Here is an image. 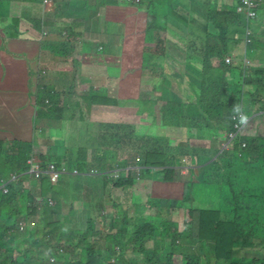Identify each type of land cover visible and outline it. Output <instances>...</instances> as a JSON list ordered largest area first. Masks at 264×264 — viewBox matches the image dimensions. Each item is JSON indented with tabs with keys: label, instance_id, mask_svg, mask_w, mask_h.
Instances as JSON below:
<instances>
[{
	"label": "trees",
	"instance_id": "trees-1",
	"mask_svg": "<svg viewBox=\"0 0 264 264\" xmlns=\"http://www.w3.org/2000/svg\"><path fill=\"white\" fill-rule=\"evenodd\" d=\"M5 1L9 2L7 3L8 7L17 0H0V6ZM24 1L42 2V0ZM191 1L192 11L195 12L198 0ZM212 1L208 0L206 23L202 19L198 21L193 17L194 30L190 29V33L193 35L190 44L198 43L197 31L199 29L200 44L195 46L198 55L193 54L192 56L203 62L202 79H199L200 89L194 90L196 102L193 100L194 103H189L183 97L182 90L177 97L173 98L175 76L169 79V84L162 79L164 87L161 97L166 102L165 111L169 115L168 125H171L169 136L160 134L154 137L158 145H156V149H151L134 141L135 135H139L136 134L133 125L108 122L103 125L101 135L104 137L112 135L113 137V134L119 135V131L123 129L124 142L121 145L104 144L101 147L105 150L106 160H109L110 155L116 156L118 148L128 146L134 150L131 151L134 156L132 163H135L136 158L139 157L137 154H141V151L145 152L146 155L143 154L145 169L161 167V170L164 171L167 168L175 167L176 176H173L177 181H181L186 175L191 174L184 195V199L190 197L189 201H192L193 197L188 196L187 192L192 190L196 180L208 182L207 184L211 185L229 184L233 206L229 210L193 208L192 219L189 223H184L183 230H179L178 221L171 218L172 208L176 202L169 204L168 199H160L159 202L154 203L157 211L154 215L150 214L149 220L141 218L138 211L131 213V207H128L124 212L118 211V204L114 202L115 211H112V218L106 229L104 226L98 227L97 218L107 214L108 211L82 223L83 226H86L85 228L68 230L64 227L62 219L58 218L62 204V197H60L63 193L62 187L55 189L54 193L51 189L44 191L42 195L46 196L45 199L37 201L31 187L37 190L40 182L48 177L40 179L31 175L27 159L34 156L35 159L45 162L44 164L51 161L58 168L65 165L69 170L78 167L83 173L84 168L74 160V157L71 156L72 153L69 151L70 155L68 152L59 153L58 147H53L50 141H47L46 152H41L36 149L37 140L14 139L8 141L6 150L0 151V183L8 181L9 189L7 193L0 190V264H176L174 250L179 247V243L182 241L188 242L189 245L197 244V247L191 246L188 252H184V261L180 264H264V254H261V250H264V183L261 180L264 174V152L260 150V146L264 145V137L263 142L256 143L251 137L247 139L246 135H237L229 142L230 136L225 134V132L234 130L232 116L238 114L242 109L247 115L252 114L256 109L257 114L264 115L262 113L264 112V66L253 68V72L249 75L248 71L244 73L241 63L237 65L234 62H226L227 56L237 55L234 53L235 50L242 48L243 45L245 48L249 47L251 48L249 50L255 51L256 38L251 34V42H247L249 24L246 16L238 11L242 0H234V3L230 2L229 6L226 3L218 5V1ZM129 2L135 3L136 6L138 4L134 0H129ZM142 2L143 0L140 4ZM202 7L206 8L207 6L204 3L197 5V9ZM201 15L202 13H199L198 16ZM7 17H9L8 10L0 13V35L3 33L1 25L9 21ZM13 21L15 28L19 19L13 18ZM190 21L192 28L191 18ZM36 23L39 24L38 27H36ZM42 23L39 19L32 20V24L37 30H42ZM17 31L16 29L12 33L13 36L17 35ZM58 37L61 38L60 40H64L61 30ZM62 46L65 48V50L62 48L66 52L65 54L71 52L70 45L64 42ZM63 50L59 47V55L50 60L63 63V58H61L64 55ZM52 51L53 56L57 54V50ZM74 60L77 59L74 58ZM195 71H198V68L193 65V72ZM38 73L39 70L37 76ZM31 74L34 75L33 72ZM196 81H189V84H194ZM35 84L37 92L45 93L42 98L36 96V106L49 114L50 123L55 122L57 119L55 116L63 119L67 109L66 105L75 103L74 98L72 97L73 100L68 103L63 92L56 91L55 88H50L38 81H35ZM54 92L58 93V97L63 93V97L59 98L61 99L59 106H63L64 110L60 113L57 104L50 102V97ZM90 92L94 113L99 112L100 105L110 106L116 99L108 96L101 89L97 91L96 88H91ZM188 97L189 94L186 98ZM76 103L78 108H83L82 99L77 100ZM193 104V107L197 105L200 113L187 110ZM185 115H188L191 121L195 117L194 133L185 131L184 124L181 122ZM171 119L173 120L171 121ZM175 123L179 125L175 126ZM125 127H128L129 130L125 131ZM113 128H116V131L112 132ZM203 136L210 138L211 146L208 152H199L193 143L190 146L183 144L184 138H202ZM175 139L181 141L174 144ZM241 141L251 142L252 145L244 149L241 146ZM225 143L233 145L232 148H229L232 150H226ZM185 156H191L193 165L201 166L200 173H197L193 166L188 168L187 174L181 175L182 168L180 166L186 164ZM171 157L175 161L169 163V160H172ZM235 159L237 164H234ZM115 165L112 164L111 168L113 169ZM234 165H237L243 173V175H238L237 181L236 176L230 171ZM104 168L105 163L101 170ZM91 170H94L93 167L90 168ZM11 174L16 175V180L10 179ZM123 178L124 176H112L110 180L114 181H111L114 185L119 186L118 182ZM32 179L38 180L39 184L32 186L30 184ZM67 194L68 192L64 196ZM28 203L32 205H28ZM31 206L44 208L43 216L39 218L38 222H34L33 227H31L33 222L28 223L27 221L31 217L29 211ZM146 212L147 210H144V214ZM55 213H57V219L54 222L48 221ZM131 214L135 223L132 222ZM103 220H105V216L101 222ZM138 220H140L139 223H137ZM95 237L97 238L95 239ZM158 238H164L171 250L163 252L162 249L156 248L150 243ZM201 241L205 242L208 248L201 247L199 243ZM47 252L50 255L60 254L57 257L58 261L50 263ZM21 254L23 255L21 256Z\"/></svg>",
	"mask_w": 264,
	"mask_h": 264
},
{
	"label": "rangeland",
	"instance_id": "rangeland-1",
	"mask_svg": "<svg viewBox=\"0 0 264 264\" xmlns=\"http://www.w3.org/2000/svg\"><path fill=\"white\" fill-rule=\"evenodd\" d=\"M196 1L197 0H193V2ZM213 1H218V5L226 3L228 4V6L230 2L231 4L234 3V0ZM7 3L9 2L5 1L0 6V13H2L4 10H7V8L9 7H7ZM105 3H110L112 5L126 8L131 6L132 4V2H129L128 0H104V4ZM203 3L207 7L197 9V5ZM14 4L18 9H20L21 13L18 16H23V26L26 25L30 27L32 24V20L30 21L29 19H26V16H24L26 14L24 9H28L29 6L31 8H29L28 10L34 11L35 5L25 2L24 0H17L14 2ZM190 4L191 0L190 2H188V0H143L141 8L144 12L132 13L129 20L123 19L120 23V37L118 35L117 38H119L116 41L112 40L110 43V46H116L117 48H119L118 53H122V51L126 52V61L129 62L128 69L130 72L135 73L134 76L138 82L137 84L141 83V86L139 85L140 89L139 86L137 88L135 98L141 97L142 99H149L153 101L147 102L141 99H139V101L126 99L130 97L131 94L127 91L124 92L123 89L118 90L122 93H117L112 96L116 99L112 101V105L109 106L111 108H108L107 114L106 111L104 112L105 116L102 118V120H110L109 122L118 121L122 123H132L136 128V134L139 135H135L134 141H136L138 144L140 143L143 147L156 149V145H158V143L155 142L154 137H157L160 134H167L169 136V127H171V125H168L169 115L168 112L165 111L166 102L161 97L164 87L162 86V79H164L165 82L169 84V79H171L172 76H175V80L173 82V89L175 90V92L173 93V98L177 97V95H179L180 91L182 90L183 97H185V99L188 100L189 103H194L193 100L196 102L194 90L200 89L201 82L199 81V79H202L203 62L194 59L192 55H198L197 47L195 46L200 44L198 32L199 29L197 31L198 43L194 42L193 44H190V39L193 38V35L190 32L183 33L180 29H170L169 27L170 17H177L180 21H185L190 25L191 18L192 28L191 26L188 27V29H191V31L194 30L193 17L198 21L199 19H202V21L206 23L209 6L208 0H198L196 11H192L191 8V11L189 13ZM182 7L185 8L184 12L182 10ZM62 8H64V6ZM168 11L169 14H167ZM199 13H202L200 17L198 16ZM28 16L31 17V15ZM7 18L11 19L9 21L10 23L14 22L12 17ZM60 18H62L61 15ZM247 23H249L248 27L250 28V30L253 29L256 39H258V41H255L257 43L256 50L248 51L251 48L246 47L247 49H245L243 45L242 48H237V50H235L234 53L237 55H228L233 58V60H230L228 63L234 62L237 65L238 63H241L248 68L251 67L252 70H248V74L250 75L253 72V68L264 66V49L262 48V44L264 43V34L262 33V31H264V16L262 17V12L260 11L257 18H252L250 21H247ZM125 27H128V29L125 30ZM164 29H167V31H162ZM46 30L48 31V29ZM8 31L9 28H6L7 33H9ZM64 35L65 36L63 39L68 40V33L66 29L64 31ZM41 36L42 34H40V37ZM43 37L45 38L43 41V50L46 54L45 57H43L45 63L43 65V69H46L47 73L45 74L41 72L43 75L42 78L39 79L40 82L43 79H49L50 74L56 69L54 63L50 59L56 58L59 55V47L53 46L58 44H60L61 46L62 44L64 45V40H61L60 42L53 31L50 33V35H43ZM158 40H160L162 49H156ZM110 46L107 47L109 48V50ZM62 48L65 50L63 46L60 47L61 50H63ZM52 50H57V54L53 56ZM106 52L108 51L106 50ZM130 52H135V57L132 56ZM65 53L66 52L64 51V55H66ZM37 56L39 57L40 53ZM71 56L73 57V59L76 58L78 60H81L79 54L75 51V49L71 52ZM141 63H145L147 65L160 64V66H157L150 71L144 72L142 76L141 72H139ZM81 64V61H79V63H69V65H71L69 69L70 74H64L60 77H53L54 73H52V78L56 79L54 81L56 84H58L56 85V87L61 88V86L59 85L66 83L62 87L65 88L64 92L68 90H74L72 87H75L78 91L80 83L83 81V78L85 76H75L74 73H78L77 68L80 67ZM193 65L195 66V68H198L199 72H193ZM111 66L114 65H110V67ZM132 68H134V72ZM109 73L111 76L113 75L111 69ZM86 74L87 72L84 75ZM93 75H96V73H93ZM74 78H76V80ZM128 78L130 77L125 75L123 80ZM196 78H198V81H196ZM51 79L48 81L50 88L53 87V81ZM118 79L119 77L117 79L113 78V84H118ZM130 81L126 82V90H128L130 87L128 86V84H130ZM189 81L196 82L194 84H189ZM31 83L33 85L32 80ZM85 85H88V83ZM249 87L251 86L249 85ZM185 90L187 91V95L189 94L188 98H186L187 95ZM63 93L60 97L55 95L51 96L50 102L59 104V98L63 97ZM68 94L69 92H66L65 96H67ZM37 95L39 98H42L45 96V93L41 91L36 92V96ZM78 95L80 96L79 93ZM73 98L75 102L72 103L74 105V108H71L70 111L64 112L65 114L63 115V119H60L59 122L55 119L53 126H51L50 128L49 120L47 119L41 118V123L40 121L38 122V119H36V122H38L44 130L40 133V135L46 136V138L49 137L51 139L53 147H58L59 151H69L70 153H72L71 156L74 157V160L77 161L82 168H84V173L82 171V174L76 173L74 175H66L62 179V181L55 186L48 179L41 181L40 184L36 179H32L30 182L32 186L39 184V188H37V190L34 189V187H31L32 193L34 194V196H37V201L40 200V196H44L42 195L44 194V191H49V189H51L54 193L55 189L62 187L63 193L60 196L62 197V204L60 207V216H58V218L62 219V221L64 222V227L66 229L73 230L76 228H85L86 226H83L84 224L82 225V223L87 222L89 218H96L97 215L103 214L102 212L108 211L107 214L97 219L98 227L104 226L106 229L108 227L110 219L112 218V211H115L114 202L118 204V211L124 212L128 207H131V213L138 211L141 218L143 217V219L147 220H149L150 214L154 215L156 213L157 207H155L154 203L159 202L160 199H168L169 204H173L176 202V205L172 208L171 218L175 221H178L179 230H183L184 223H189V221L192 219L193 208H200L203 210L211 208L229 210L233 206V201L231 199V186L229 184L217 183L211 185L207 184L208 182H198L199 180H196L194 184L192 183V190L190 189V191L187 192L189 193L188 196L193 197V200L189 201L190 197L184 199V195L187 190L186 188L188 186L187 181L188 179L190 180L191 174L189 176L186 175L183 180L177 181L174 178V176H176L175 167H172V169L167 168L164 171L161 170V167L154 168L160 170L145 169L144 172L142 171V174H139V172L134 169V176H132L133 163L131 161L134 156L132 155L133 153L131 151L134 150L129 148L128 146L125 148H118L116 156L113 157L110 155L109 160H106L105 150L101 147V145H121L124 142V130L121 129L119 131V135L113 134V137L112 135L107 137L102 136L99 133V127L97 126L98 124H100L97 122V116L91 111L90 97L85 96ZM80 99L85 102V105H82L83 108L77 107L78 104L76 102ZM66 102L70 103L71 101ZM193 106L194 104L187 108V110L195 111L196 113L201 112L200 109L197 108V105L195 107ZM143 109L145 110V113ZM58 112L60 113L61 110H58ZM262 113L264 114V112ZM260 114L261 113L257 114V109L252 114H250L247 117L248 123L244 124V130L242 132L244 135L248 136L247 139H250L251 137L256 143L263 142L264 137V115ZM86 115L88 116V118L95 120L87 121L86 119L82 118ZM194 118L191 121L188 118V115H185V118L181 120V122L184 123L186 133L195 132V128L193 127L195 126ZM68 120H72V122H68ZM172 120L173 119H171V121ZM177 125L179 124L175 123V126ZM128 130L129 128L125 127V131ZM113 131H116V128H113L112 132ZM187 139L184 138V145L189 144L190 146L193 143L194 146L197 147L199 152L204 153L209 151V147L211 146L209 136H203L202 138L192 137L191 139L187 137ZM180 141V139H175L174 144ZM250 143L251 142L247 143L246 141H241V146L242 148L246 149V147L252 145V143ZM44 145L45 142L43 143V141L41 143L37 142L35 145L37 151L38 149H46V146ZM232 146L233 145H227L225 143L224 148L226 150H232L229 149L232 148ZM97 149H100L98 150V153L97 151H95ZM260 150L264 152V145L260 146ZM69 152L68 154L70 155ZM141 154L139 153L137 154V156L142 157L141 164L144 165L143 159L144 155L146 154L143 151H141ZM174 161L175 160H173L172 158V160H169V163ZM185 162L186 164L184 166L179 165L182 168L181 175L187 174L188 168L193 166L195 167L197 173L201 172L200 165L197 166L192 164L191 156H185ZM103 163H105V168H107H104V173L101 170L103 169ZM193 163L195 164L196 162ZM112 164H116L113 169L111 168ZM234 164H237L236 159ZM91 167L96 170L95 174L90 172ZM230 171L231 174L236 176V181L238 180V175H243L242 171L239 170V167H237V165H234L230 169ZM257 171H259L258 168ZM115 172H118L121 176H124V178L118 182L119 186L114 185L111 182L113 180H110V177H112L111 173ZM255 173L257 174L259 172ZM261 180L264 183V174L262 175ZM67 192V196H64ZM71 204L75 208H72ZM28 205L32 204L28 203ZM42 207H44L43 204ZM103 208L106 211H103ZM144 210H147L146 214H144ZM29 211L31 217H29V220L27 221L28 223L33 222L31 224V227H33L35 225L34 222H38L39 218L43 216L44 208L40 209L39 206H31L29 207ZM104 216L105 220L101 222V219ZM130 216L133 218L132 222L135 223V219L132 214ZM56 219L57 213L53 214L51 218L48 219V221L54 222V220ZM139 222L140 220L137 221V223ZM96 238L97 237H95V239ZM150 243L154 245V247L162 249L163 252L171 250L170 245H167V243H165L164 238H158L157 240L151 241ZM199 243L201 247L208 248L205 242L201 241ZM191 246L197 247V244L189 245L188 242L185 243L184 241L179 243V247L174 250L176 264H180L184 261L183 253L186 251L188 252ZM261 251V254L263 255L264 250ZM22 255L23 254H21V256ZM48 255V260L54 261V257L50 254Z\"/></svg>",
	"mask_w": 264,
	"mask_h": 264
},
{
	"label": "crops",
	"instance_id": "crops-1",
	"mask_svg": "<svg viewBox=\"0 0 264 264\" xmlns=\"http://www.w3.org/2000/svg\"><path fill=\"white\" fill-rule=\"evenodd\" d=\"M188 2H190V0H188ZM28 3L35 5L34 11L28 10L31 8L28 6V9H24L26 13L24 16H26V19H29L30 21L36 19L41 20L43 22L42 30H37L36 27H38V23H36V27L33 24H31L30 27L26 25L23 26V16H18L21 13L20 9H18L13 2L7 8L8 16L18 18L19 21L16 22L18 25L14 28V22H9L11 19L1 25L3 33L0 35V151L6 150L8 141L14 139L37 140L38 143L43 141V143L45 142L44 146H47V141L51 142L49 137V139H45L46 136L40 135V133L44 130L38 122L41 118L49 120V114L47 115V112L44 109L36 106L37 89L34 81L36 80V82H40L39 79L42 78V73H47V70L43 69V65L45 64L43 57L46 55L43 50V41L45 39L43 37L44 32L47 33L45 36H48L53 31L56 34V37L60 40L61 38L58 37L59 31L61 30L64 34L66 29L69 42L65 39L63 42L70 43H67L71 46L70 51L72 52L75 49L80 56L81 60L77 59L76 62L71 56V52L64 56L62 55L61 58H63L64 66L62 62L57 63L52 61L56 67L55 71L52 72L54 73L53 77L70 74L69 69L71 65H69V63H79V61L82 62L80 67L77 68L78 73H74V75L85 77L80 83L78 91L75 87H72L74 89L73 91L69 90L70 92L66 96L69 102L73 100L72 97L89 96L91 103V88H96L97 91L101 89L110 97L117 93L121 94L122 92H119L118 90L123 89L124 92L127 91L132 96L123 98L148 101V99H142L141 97L135 98L137 88L139 85L141 86V83L137 84L138 82L134 76L135 73L130 72L128 69L129 62L126 61V52L122 51V53H118L119 48L116 46H110L111 41H116L121 35V21L123 19L129 20L132 13L144 12L141 8V4L136 6L135 3H132L131 6L126 8L112 5L110 3L104 4V0H49L48 2H44V0H42L40 3ZM191 5L192 1L190 9ZM263 5H261L258 10V16L260 11L262 12V17L264 16ZM63 6L64 8H62ZM182 10L184 12L185 8L182 7ZM167 14H169V11ZM28 15H31V17ZM60 15L62 18H60ZM190 26L191 25L189 23L180 21L177 17L169 18L170 29L176 28L180 29L183 33H188L190 32V29H188ZM6 28H9V33L6 32ZM16 29L18 30V33L13 36L12 33ZM46 29H48V31ZM126 29H128V27H125V30ZM162 31L166 32L167 29ZM262 33L264 34V31H262ZM40 34H42L41 37ZM118 35L119 37L117 38ZM256 41H258V39H256ZM109 46L110 50L107 48ZM53 47L62 46L58 44ZM99 47H102V49L99 50ZM262 48L264 49V43L262 44ZM156 49H162L160 40L157 41ZM106 50L108 52H106ZM39 53L40 56L38 57L37 55H39ZM130 54L135 57V52H130ZM110 65L114 66L110 67ZM157 66H160V64L147 65L145 63H141L139 72H141V75L143 76L144 72L150 71ZM110 69L112 70V76L109 73ZM38 70L39 73L37 76ZM132 70L134 72V68H132ZM32 72L34 75L31 74ZM86 72L88 75H84ZM52 73L50 74L49 79H43L40 83L49 86L48 81L52 78ZM93 73H96V75H93ZM125 75L130 78L123 80ZM118 77V84H113V78L117 79ZM74 79L76 80V78ZM51 80L53 81V88H55L56 91L64 92L65 88L62 87L66 83L59 85L61 88H57L56 85L58 84L54 81L56 79L52 78ZM127 81H130V84H128V86H130L128 90L125 88ZM87 83L88 85H85ZM65 93L66 92H64V95ZM54 95L58 96V93L54 92L52 96ZM83 103L85 105L84 101ZM57 106L58 110H64L63 106H59V104H57ZM66 106L67 109L65 112L74 108L73 104H67ZM108 108L111 107L107 105H100L99 112L94 113L91 103V111L97 116V122L100 123L97 125L99 127L100 134L103 131V125L110 121L102 120L105 116L104 112L106 111L107 114ZM55 118H57L56 120L58 122L61 119L58 116H55ZM36 119H38V122H36ZM84 119L87 121L95 120L88 118L87 115ZM72 120H68V122H72ZM49 124V128L53 126V123H50V120ZM98 150L100 149L95 151L98 153ZM38 151L45 152V149H38ZM59 153H62V151H59ZM142 167H146V165H142ZM154 168L151 169L155 170Z\"/></svg>",
	"mask_w": 264,
	"mask_h": 264
},
{
	"label": "built area",
	"instance_id": "built-area-1",
	"mask_svg": "<svg viewBox=\"0 0 264 264\" xmlns=\"http://www.w3.org/2000/svg\"><path fill=\"white\" fill-rule=\"evenodd\" d=\"M47 1V0H45ZM135 1H139V0H135ZM262 3V0H242V4L239 5V12L243 13L246 15L247 20L256 17L257 15V8L260 6V4ZM44 34H46V32H44ZM251 32L248 29L247 30V42L251 41L250 38ZM227 62H229L230 60H233V58H231L230 56H228L226 58ZM141 160V157H137V161L139 162ZM27 163L30 165V173L35 175L37 178L43 177L45 175L49 176V178L51 179L52 182L56 183L58 182L63 174L67 173V168L62 167V168H58L57 165L54 162H48L45 165H43L44 163L37 161L35 158L30 157L27 160ZM134 169H136V171H138L140 173V166H135L132 168V176L133 175V171ZM78 170H74V173H77ZM115 174L118 176L119 173L115 172ZM11 180H16V175L13 174L11 177ZM0 190H2L4 193L8 192V181H4L3 183H0Z\"/></svg>",
	"mask_w": 264,
	"mask_h": 264
},
{
	"label": "clouds",
	"instance_id": "clouds-1",
	"mask_svg": "<svg viewBox=\"0 0 264 264\" xmlns=\"http://www.w3.org/2000/svg\"><path fill=\"white\" fill-rule=\"evenodd\" d=\"M49 0H47V1H45L44 0V2H48ZM129 1V0H128ZM135 1V0H134ZM142 0H139V1H136V2H138V4H140V2H141ZM262 2H264V0H262ZM137 4V5H138ZM261 5H262V3L260 4V6L257 8V10H256V12H257V15H256V17H254V18H257V16H258V10L260 9V7H261ZM243 14V13H242ZM245 15V14H244ZM246 16V15H245ZM247 19V18H246ZM252 19V18H251ZM251 19H249V20H247V21H250ZM249 24V23H248ZM248 29L250 30V28L248 27ZM250 32H251V34H253L254 36H255V33H254V31H253V29H251L250 30ZM47 34V33H46ZM46 34H44V35H46ZM255 38H256V36H255ZM251 42V41H250ZM102 49V47H99V50H101ZM245 49H247V48H245ZM243 66V71H244V73H246L247 71H248V69L250 68H248V67H246V66H244V65H242ZM91 103H92V100H91ZM249 115H247L246 113H245V111H244V109H242L238 114H234L233 116H232V122H233V124H234V130H232V131H229V132H225V134H227L228 136H230V141L229 142H231L237 135H244L242 132H243V130H244V124H246V123H248V121H247V117H248ZM111 122H116V123H122V122H118V121H111ZM123 124H128V123H124L123 122ZM129 124H131V125H133L132 123H129ZM184 124V123H183ZM135 128V127H134ZM136 129V128H135ZM42 152V151H41ZM44 152V151H43ZM46 152V151H45ZM30 157H33V158H35L34 156H30ZM29 157V158H30ZM141 159H142V157H141ZM28 160V159H27ZM37 160V159H36ZM37 161H39V160H37ZM40 162H42V161H40ZM48 162H51V161H48ZM47 162V163H48ZM42 163H45V162H42ZM144 164V163H143ZM29 165V164H28ZM43 165H45V164H43ZM135 166H140L141 167V169H140V173L139 174H142V171L146 168V167H142V165H141V160L138 162L137 161V158H136V162L135 163H133V167H135ZM144 166H145V164H144ZM29 167H30V165H29ZM63 167H65V168H67V166H63ZM94 169V168H93ZM29 170H30V168H29ZM74 170L75 169H72V170H69L68 168H67V173H65V174H63V176H62V178L58 181V182H56V183H54V182H52L51 181V179L49 178V176H47V175H45V176H47L48 177V179L50 180V182L53 184V185H57L60 181H62V179L66 176V175H74V174H76V173H74ZM76 170H78V172H77V174H82V171L78 168V167H76ZM104 171H105V169L104 170H102V172L104 173ZM91 173H96V170L94 169V170H91L90 171ZM12 175L13 174H11V177H12ZM31 175H33V174H31ZM35 176V175H34ZM45 176H43V177H45ZM111 176H113V177H121V175L119 174L118 176L115 174V173H111ZM11 177H10V179H11ZM36 177V176H35ZM43 177H40V179L41 178H43ZM40 196V195H39ZM35 197H37V196H35ZM45 197L46 196H40V200L39 201H43L44 199H45ZM106 211V210H105ZM103 213H105V212H103ZM98 219V218H97ZM49 253L47 252V256H48V258H49V255H48ZM59 255L60 254H57V253H53L51 256H53L54 257V261H50V263H54L55 261H58V259H57V257H59Z\"/></svg>",
	"mask_w": 264,
	"mask_h": 264
}]
</instances>
